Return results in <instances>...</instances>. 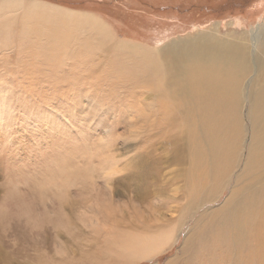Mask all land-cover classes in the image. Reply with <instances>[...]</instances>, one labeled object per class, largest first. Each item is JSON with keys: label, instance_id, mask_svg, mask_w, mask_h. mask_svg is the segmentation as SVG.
<instances>
[{"label": "rangeland", "instance_id": "rangeland-1", "mask_svg": "<svg viewBox=\"0 0 264 264\" xmlns=\"http://www.w3.org/2000/svg\"><path fill=\"white\" fill-rule=\"evenodd\" d=\"M12 1L0 8V264H194L186 241L242 172L253 132L249 99L264 95V0ZM213 28L218 40L245 48L246 73L234 60L230 77L248 74L243 130L235 132L240 157L222 190L206 184L209 139L191 148L181 130L141 122L134 62L118 45L159 57L170 43ZM117 56L129 77L108 84L120 77ZM224 134L217 132L221 146ZM257 166L248 176L259 171V185L264 164ZM130 238L145 244L133 249ZM153 244L159 250L145 251Z\"/></svg>", "mask_w": 264, "mask_h": 264}, {"label": "bare ground", "instance_id": "bare-ground-1", "mask_svg": "<svg viewBox=\"0 0 264 264\" xmlns=\"http://www.w3.org/2000/svg\"><path fill=\"white\" fill-rule=\"evenodd\" d=\"M16 5V1L0 0V8ZM96 28L101 30L99 25ZM118 45L130 52L134 62L133 84L135 94L139 95L136 112L141 122L153 126L166 124L168 132H173L175 128L181 130L191 148L198 138L209 139L208 144H211L213 152L210 169L213 180L206 184L214 182L213 190L220 187L222 190L240 157L237 151H240L241 144L238 135L236 136V133L243 130L241 117L238 116L239 99L243 89L241 86L248 74L242 80V77L236 79L235 75L230 77L229 73L234 60L242 65V74L246 73L245 48L218 40L214 28L211 32L170 43L160 50L159 57L147 53L137 45ZM38 52L41 56H47L55 51ZM84 54L93 58L96 52L84 51ZM38 56L35 55V58ZM120 60L121 56H117L114 64L121 66ZM125 68L123 65L118 67L120 77L116 82L107 83H123L121 80L129 74ZM128 80H132V77ZM151 92L154 95L152 103L146 104L145 97L152 96ZM249 100L252 104L250 114L253 132L243 170L236 176L234 186L223 204L200 215L196 238L186 241L194 243V247L188 249V253L196 255L191 260L194 264H264V180L256 185L259 171L248 176L252 165L261 167L264 164V125L257 123L264 116V95L258 94L255 100ZM218 131L225 132L222 136L227 142L225 146L218 144ZM236 145H240L238 149ZM245 178L247 181L243 188L237 187ZM192 190L198 191L199 187ZM201 199L205 201L210 196ZM193 204L199 205L195 201ZM126 242L133 249L145 244L142 239L130 238ZM158 247L159 245L153 244L149 249L146 245L145 251H156L159 250Z\"/></svg>", "mask_w": 264, "mask_h": 264}, {"label": "clouds", "instance_id": "clouds-1", "mask_svg": "<svg viewBox=\"0 0 264 264\" xmlns=\"http://www.w3.org/2000/svg\"><path fill=\"white\" fill-rule=\"evenodd\" d=\"M113 175L115 174V173H112Z\"/></svg>", "mask_w": 264, "mask_h": 264}]
</instances>
